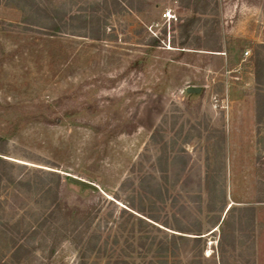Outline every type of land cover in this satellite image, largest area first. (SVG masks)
<instances>
[{
  "label": "rangeland",
  "instance_id": "374dc122",
  "mask_svg": "<svg viewBox=\"0 0 264 264\" xmlns=\"http://www.w3.org/2000/svg\"><path fill=\"white\" fill-rule=\"evenodd\" d=\"M194 1L0 0V264H264V0Z\"/></svg>",
  "mask_w": 264,
  "mask_h": 264
},
{
  "label": "trees",
  "instance_id": "16d2710c",
  "mask_svg": "<svg viewBox=\"0 0 264 264\" xmlns=\"http://www.w3.org/2000/svg\"><path fill=\"white\" fill-rule=\"evenodd\" d=\"M200 0H195V3H198ZM194 12H197V9L195 8ZM198 20V17L193 16L189 19H187V24H183L182 27L184 28V31L187 29L188 26L193 25L196 21ZM56 30H58L60 27L56 26L55 27ZM256 69H255V78L257 80V82H263L264 79V69L260 68V65L262 66V64L260 63L261 59L259 60V58H256ZM260 114V113H259ZM5 142L6 139H4L2 136H0V154H5L4 153V146H5ZM180 156H176V159H178ZM175 158V157H173ZM181 159H183V157H180ZM184 161V160H183ZM185 163V162H184ZM14 164H12L11 162H9L6 158H4L3 156L0 155V195H1V190L3 185L9 184V183H21L22 181L18 180H14L13 176L10 174V171L12 170ZM139 184L134 186L133 183H131V185H133V191H135V195H142L144 197V201H149L151 204L156 201H161L164 202V196H163V185H161L160 183H151L150 181H147L144 178H140L139 179ZM130 185V186H131ZM53 187H47L46 190L52 193V206H53V210H51L49 212V217L54 218V216L56 218H58L59 220H61V227L62 228H66L67 224H69V216L66 215V213L64 212V210L61 208V205L59 203V201L57 200V193L55 192V189L53 190ZM167 190V189H166ZM135 198V197H134ZM131 199V203H130V207L133 209H136L137 211L141 212V213H146L148 214L149 218L153 219V220H157V217L152 213V208L150 209L151 211H147V207L145 205V202H141V205H137L134 201ZM153 203V204H154ZM250 214L252 216V218L254 217V208L250 207ZM57 212V213H56ZM73 220L71 221L70 224H74L76 227H78V223L79 221L77 220L76 217L72 218ZM46 222V219H45ZM17 222L16 223H1L0 221V226L4 227L6 229V231H11L14 228H18L17 227ZM52 228H54V226H52ZM182 231V230H180ZM200 234V233H198ZM175 239V236H173ZM183 235H181L179 238H182ZM10 240L12 241V247L14 248L12 253H11V260H16L19 261L20 258H22V251L25 250L24 245L22 244H18L16 243V241L12 238L9 237ZM202 238V236H197L194 237L195 241H200ZM142 243V242H141ZM158 244V249L160 250V252H166L168 250V244H164L162 242L157 243ZM173 246H175V240H173ZM94 247V246H93ZM172 252L174 253L175 251L173 250V248L171 249ZM11 261V262H12ZM162 264H168V261L166 259L161 261ZM2 264H8L7 261H4ZM113 264H129L127 260H124L122 258H118V259H114L113 260Z\"/></svg>",
  "mask_w": 264,
  "mask_h": 264
},
{
  "label": "water",
  "instance_id": "95a60500",
  "mask_svg": "<svg viewBox=\"0 0 264 264\" xmlns=\"http://www.w3.org/2000/svg\"><path fill=\"white\" fill-rule=\"evenodd\" d=\"M201 91L200 87H188V93H199ZM69 180L77 185H80L82 189H99V187L91 182H88L82 178L76 176H69Z\"/></svg>",
  "mask_w": 264,
  "mask_h": 264
},
{
  "label": "built area",
  "instance_id": "2783aa9c",
  "mask_svg": "<svg viewBox=\"0 0 264 264\" xmlns=\"http://www.w3.org/2000/svg\"><path fill=\"white\" fill-rule=\"evenodd\" d=\"M248 53H249V52H248V51H246V52H245V55H248Z\"/></svg>",
  "mask_w": 264,
  "mask_h": 264
}]
</instances>
